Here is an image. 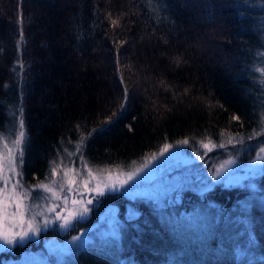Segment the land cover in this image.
Returning <instances> with one entry per match:
<instances>
[{
  "label": "trees",
  "instance_id": "1",
  "mask_svg": "<svg viewBox=\"0 0 264 264\" xmlns=\"http://www.w3.org/2000/svg\"><path fill=\"white\" fill-rule=\"evenodd\" d=\"M262 7L260 0H0V123L5 131L24 109L26 182L44 179L58 148L72 150L109 118L84 149L96 165H126L185 138L195 144L259 130L264 77L253 69L264 65ZM263 141H246L243 156ZM140 205L138 227L127 220L119 238L88 242L76 263L264 264V173L254 191L217 184L168 208ZM245 246L261 258L246 261L238 254Z\"/></svg>",
  "mask_w": 264,
  "mask_h": 264
},
{
  "label": "snow or ice",
  "instance_id": "2",
  "mask_svg": "<svg viewBox=\"0 0 264 264\" xmlns=\"http://www.w3.org/2000/svg\"><path fill=\"white\" fill-rule=\"evenodd\" d=\"M242 3L249 5L254 3V0H242ZM260 3L264 5V0H260ZM260 11L264 12V7ZM112 24L116 25L117 21L112 20ZM23 43L24 34L21 31L17 41L18 53L22 51L20 45ZM257 55L264 59V51L258 52ZM18 67L23 72L22 62H18ZM253 71L258 78L264 77V65L254 68ZM257 82L259 81H254V83ZM258 98L264 104V88H261V95ZM127 99L128 89L125 88L121 109L125 107ZM17 111L20 114L18 127H14L11 133L12 139L8 140L3 134V124L0 123V245L6 246V250L9 251L16 246H22L35 240L44 230L54 227L62 231L74 229L108 194L118 193L121 190L131 192L132 189L138 188L146 181L154 182L156 170L162 169L169 161L178 157L184 148H191L194 154L198 153L199 148L212 152L214 149L234 145V140L235 144L246 146V141H253L264 136V123H259L257 119L259 130L254 129L251 134L244 137L238 133L235 136L230 134L227 136V143L223 140L219 143L212 140L207 143L200 141L197 147L190 138L177 141L175 145L164 143L160 149L158 163L151 168L149 165L152 164V160L158 159L155 154L151 160L141 163L135 170L121 171L114 176L110 169L105 173L103 166L93 164L88 160L84 151L90 137L97 132L107 130L106 125L112 120L109 118L98 127L87 131L86 135H81L75 144V151L58 148L56 156L60 162L58 163L56 159L50 160L44 179L29 185L24 177L23 164L24 152L30 136L23 118L24 109L20 107ZM253 115L255 116L256 113L254 112ZM14 119H17L15 115ZM232 119L240 121L241 117L233 114ZM81 127L79 124L76 125L77 129ZM220 136L223 137L224 133L221 132ZM258 147L255 158L250 160V164L255 167L245 176L236 177L235 183L240 184L244 181L246 182L245 187L254 188L252 179L257 172L264 171V144H259ZM170 150L173 151L170 152ZM198 158L204 160L205 155H199ZM69 164L72 166L70 167ZM235 164L234 157L226 160L212 172L211 180L223 183L231 176L230 167ZM172 191H177V189L174 188ZM157 198L152 197V199ZM140 215L141 213L135 208H129L127 220L131 225L138 227L136 221ZM109 221L112 228L111 236L116 238L119 235L121 224L116 219L114 210L109 213ZM87 243L80 235L72 236L71 240L62 247L49 245V251L57 255L74 254Z\"/></svg>",
  "mask_w": 264,
  "mask_h": 264
},
{
  "label": "rangeland",
  "instance_id": "3",
  "mask_svg": "<svg viewBox=\"0 0 264 264\" xmlns=\"http://www.w3.org/2000/svg\"><path fill=\"white\" fill-rule=\"evenodd\" d=\"M11 113L14 115L13 111H11ZM7 125L8 127L3 131V134L8 140H10L13 138L11 133L13 132L14 127H18V118L14 119L12 124L8 123ZM228 135L230 134H224L219 141L215 142L219 143L223 140V142L227 143ZM208 141L203 142L207 143ZM176 142L171 144L175 145ZM199 142L195 143L197 147ZM253 144H255V142H253ZM259 144H264V141L254 145L252 153L246 157L243 156L242 148L244 147L235 144V140V146L228 145L226 148H223V151L214 149L212 152H207V150L199 148L198 153L194 154L192 149L184 148L181 150V154L178 157L173 158L162 169L156 170L154 182L146 181L138 188L132 189L131 192H124L121 190L118 193L106 195L102 198L101 202L95 205L94 210L89 216L84 221L78 223L74 229L62 231L58 227H54L44 230L35 240L27 242L26 244L10 251L6 250V246L0 245V252L4 251L0 253V264H77L76 255L78 250L75 251L74 254L68 253L57 255L56 253L49 251V245H58L62 247L71 240L72 236L77 235L82 236L87 242H93L97 239L103 240L104 238L106 241L119 238L121 236V229L118 237L113 238L111 236L112 228L109 221V213L113 210L116 219L120 222L122 227L127 221L128 209L135 208L140 212V209L142 208V205H140L141 203H146L153 208L164 209L168 208V205L170 204L180 203L183 198L188 197L190 193H197L199 195L205 194L206 191L210 190L217 184H220V186L238 185L248 191H254L257 188L259 189V179L264 171L257 172L252 179L254 188L245 187L246 182L244 181L240 184L234 182L236 177L245 176L253 167H255L250 164V160L255 158L256 153L259 150ZM161 147L126 165L103 166L104 172L107 173L110 169L115 176L121 171L135 170V168L139 167L141 163H146L151 160L152 156L155 154L158 159L152 160V164L149 165L151 168L158 163ZM239 148L241 149L239 150ZM68 151H75V148L72 150L68 149ZM171 151L173 150H170V152ZM216 151H218V153ZM199 155H205V159L200 160L198 158ZM233 157L236 159V164L230 167L231 176L228 179H225L223 183L213 182L211 180L212 172L219 168L226 160ZM56 161L58 163L60 162L58 157L56 158ZM69 166L71 167L72 165L69 164ZM38 181L31 184L37 183ZM174 188L177 189V191H172ZM133 193H135V195ZM153 196L158 198L152 199ZM240 203L243 212L248 210V202L243 201ZM243 251L247 256L246 261L248 262L261 258L260 256L255 255L254 251H251L247 246L243 249L238 248V254H242ZM13 253L15 254L14 256Z\"/></svg>",
  "mask_w": 264,
  "mask_h": 264
},
{
  "label": "flooded vegetation",
  "instance_id": "4",
  "mask_svg": "<svg viewBox=\"0 0 264 264\" xmlns=\"http://www.w3.org/2000/svg\"><path fill=\"white\" fill-rule=\"evenodd\" d=\"M1 252H4V251H1Z\"/></svg>",
  "mask_w": 264,
  "mask_h": 264
}]
</instances>
